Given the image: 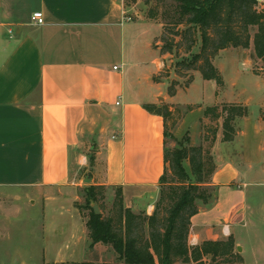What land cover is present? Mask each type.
<instances>
[{
    "label": "crops",
    "instance_id": "crops-1",
    "mask_svg": "<svg viewBox=\"0 0 264 264\" xmlns=\"http://www.w3.org/2000/svg\"><path fill=\"white\" fill-rule=\"evenodd\" d=\"M35 12L42 13L43 25L32 24ZM126 13L123 0H0V191L13 201L45 196L36 226L29 217L24 226L8 224L26 230V247L18 250L29 264L116 262L109 246L91 247L77 212L49 198L81 172L90 175L81 179L85 183L120 188L124 209L153 213L164 169V122L143 106L184 107L175 99L193 83L172 97L161 92V82L176 76L170 72L154 81L165 67V56L154 46L156 39L151 46L159 55L149 64L141 55L145 48H129L128 40L138 36L129 25L138 21H128ZM221 103L217 99L215 105ZM261 111L259 107L254 117L248 112L237 119L229 143L221 142L219 122L209 149L213 169L206 183L215 193L207 204L197 203L188 235L190 247L233 238L242 264H264ZM187 116L173 136L178 141L188 136L195 146L203 135L199 122L206 125L207 120ZM184 168L189 171L187 163ZM28 202L33 208L32 200ZM252 238L258 247H253ZM14 258L9 252L3 259L15 264Z\"/></svg>",
    "mask_w": 264,
    "mask_h": 264
},
{
    "label": "trees",
    "instance_id": "trees-1",
    "mask_svg": "<svg viewBox=\"0 0 264 264\" xmlns=\"http://www.w3.org/2000/svg\"><path fill=\"white\" fill-rule=\"evenodd\" d=\"M172 16L166 14L173 29L161 24L160 34L154 41L159 53L178 55L181 51L189 54L200 36L198 53L182 59L174 65L175 76L184 79L189 72H199L202 79L212 81L218 88L223 87V79L212 60L220 51L230 48L248 49L251 29L255 57L264 69V13L255 9L254 0H171ZM148 0H146V3ZM155 20L154 14H149ZM173 18V19H171ZM185 28L175 30L179 26ZM167 33L171 38H167ZM180 40L176 42L175 38ZM159 79L167 78L165 70ZM193 76H187L183 84L171 80L167 95L172 97L180 88H188ZM186 112L192 107L187 106ZM143 109L160 116L164 122V169L158 181L159 197L153 213L146 216L124 209L120 188L115 189L113 210L106 217L90 212L85 222L91 247L102 244L109 246L117 256L116 262L105 264H242L243 260L235 250L233 238L224 241H206L198 247L188 245L190 220L197 214V203L207 204L215 193V188L206 185L213 166L212 159L202 145L191 146L188 136L176 140L173 136L180 115L177 107L161 104H146ZM248 115V108L241 104L223 103L206 107L203 118L211 123L222 121V143H229L236 135L235 123ZM264 121V111H261ZM202 142L209 147L215 141L217 126L203 127ZM168 142H173L172 148ZM88 166L94 165V157L87 156ZM188 164L189 171L184 168ZM89 178L90 175H87ZM104 187L90 185L87 196L98 203V195Z\"/></svg>",
    "mask_w": 264,
    "mask_h": 264
},
{
    "label": "rangeland",
    "instance_id": "rangeland-1",
    "mask_svg": "<svg viewBox=\"0 0 264 264\" xmlns=\"http://www.w3.org/2000/svg\"><path fill=\"white\" fill-rule=\"evenodd\" d=\"M123 4L127 12L126 15L130 21H138L136 25H129L133 26V28H136L138 31L137 38H130V41L128 40L129 48L133 47L139 51L145 48L141 55L144 57L143 60L149 64L152 59L157 58L159 55L155 52V48L151 46V44L153 40L159 36L161 24L165 23L169 29H173L172 26H169L171 24L166 16V14H169L170 17L172 16L173 3L171 0H148L147 3L146 0H123ZM149 14H154L156 19L150 20L148 18ZM184 28L185 27L181 25L175 30L181 31ZM249 33L251 40L248 49L230 48L221 51L212 60L213 65L222 76L224 83L222 88H218L212 81L203 80L199 72H189L184 79L176 77L180 84H183L187 76H193V85L190 90L183 91L180 88L181 90L175 99L176 103L184 105V107H177L180 111V115L186 112L185 107L191 106L192 112L188 111L185 113L188 115L187 120H196L199 117H203L204 109L214 106L217 99L219 102H222L221 104H244L248 108L249 116L251 117L258 114L259 107L264 108V69L261 62L254 55L252 38L255 29H251ZM146 37L147 42L144 41ZM167 38H171L170 33H167ZM175 40L179 42L180 39L176 37ZM200 44V36L198 33L196 43L189 54H184L181 48L178 55H164L165 70L168 72L167 76L169 77L171 75L170 72L172 75H175L174 65L176 62L198 53ZM148 66L150 67V65ZM161 83L159 89L163 94H167L169 82L164 80ZM217 94L219 98L216 99ZM190 112L191 114H189ZM181 119L179 117L177 125ZM219 122L222 123V121L219 120L218 123L207 121V124L209 126H217L218 129ZM199 123L204 134L203 127L205 125L201 120ZM202 136L203 135L200 137L199 144L195 146L202 145L204 150L210 154V147L207 143L202 142ZM170 143L171 142H168V147ZM86 175L87 174L84 172L77 174L66 186L56 188L51 192V196L49 197L58 200L67 209L77 212L82 222L87 221L90 212L94 213L95 207L98 210V214H102L104 217L108 216L113 210L115 202L114 189H104L98 195V203L91 202L87 196V188L90 184L81 180ZM12 198L13 197L9 194L0 191V264L6 263L3 258L9 252L12 256L15 255V264H29L25 254L22 252L26 247V230L19 232L20 229L10 228L8 224L12 223V226L21 222L23 224L27 222L29 217L30 221L33 222V226H36L42 215V209H40V207L43 204L45 196L36 194L32 197H23L21 201H13L14 199ZM29 200H32V205H34L33 208H30ZM16 207L19 208L20 211H16ZM10 210L11 212H8ZM24 225L25 223L23 226ZM261 231L264 233V229ZM16 232L18 233L16 234ZM35 232H37L36 229L34 230V234ZM252 242H254V244L252 243L254 248L258 247L255 243V238H252ZM15 248L16 250H14ZM19 248L22 250L19 251ZM111 252L114 254V257L117 258L112 249ZM245 257L252 258L253 255ZM88 258L89 256L87 259ZM205 263L209 264L208 260H205Z\"/></svg>",
    "mask_w": 264,
    "mask_h": 264
},
{
    "label": "built area",
    "instance_id": "built-area-1",
    "mask_svg": "<svg viewBox=\"0 0 264 264\" xmlns=\"http://www.w3.org/2000/svg\"><path fill=\"white\" fill-rule=\"evenodd\" d=\"M255 2V9L258 12H263L264 13V0H254ZM128 21H130L129 18H126ZM32 24L34 26H41L44 24V18L41 12H35L33 13L31 17ZM113 70H117V67H113ZM227 232V226H223V233L226 234Z\"/></svg>",
    "mask_w": 264,
    "mask_h": 264
},
{
    "label": "water",
    "instance_id": "water-1",
    "mask_svg": "<svg viewBox=\"0 0 264 264\" xmlns=\"http://www.w3.org/2000/svg\"><path fill=\"white\" fill-rule=\"evenodd\" d=\"M89 181H90V180H89ZM94 213H95L96 215L98 214V210H97L96 207L94 208ZM237 251H239L238 248H237Z\"/></svg>",
    "mask_w": 264,
    "mask_h": 264
}]
</instances>
